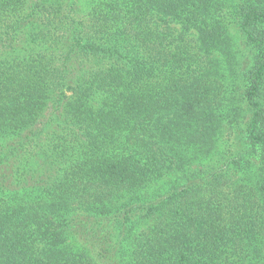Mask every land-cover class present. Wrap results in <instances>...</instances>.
Instances as JSON below:
<instances>
[{
  "label": "trees",
  "instance_id": "obj_1",
  "mask_svg": "<svg viewBox=\"0 0 264 264\" xmlns=\"http://www.w3.org/2000/svg\"><path fill=\"white\" fill-rule=\"evenodd\" d=\"M0 264H264V0H0Z\"/></svg>",
  "mask_w": 264,
  "mask_h": 264
},
{
  "label": "rangeland",
  "instance_id": "obj_2",
  "mask_svg": "<svg viewBox=\"0 0 264 264\" xmlns=\"http://www.w3.org/2000/svg\"><path fill=\"white\" fill-rule=\"evenodd\" d=\"M233 35V43L238 47H235V53L234 57L230 60L232 62L235 60V72L234 74H227L226 79V89H227V98L230 96V101L226 102V104H234L236 108L240 110V112H244V109L246 107L245 102L239 101L234 94L240 93L243 91L244 86L246 84V77L248 75L249 69H250V54L248 52V49L243 44V41L241 39L240 33L236 31H232ZM247 53L239 52V50H245ZM245 55H244V54ZM243 55V56H242ZM236 59L239 61L237 62ZM219 60L221 61L223 65V70L225 71L228 68V65H226L225 57L220 56ZM233 76V77H232ZM243 114V113H242ZM230 127H233L231 129ZM246 128V120H239V124L231 125V126H225L223 129V134L220 137L217 151L215 152L213 156V161L210 164H213L214 162H217L218 160L225 157L233 156L234 153H236V146L239 143L238 139H243L245 137L244 130ZM240 139V140H241ZM156 187H154L152 190H154ZM149 224L147 225H140L136 230L135 233H138L141 228H148Z\"/></svg>",
  "mask_w": 264,
  "mask_h": 264
}]
</instances>
